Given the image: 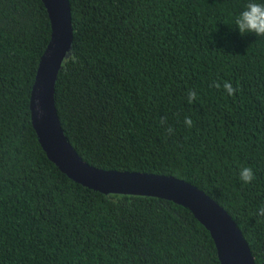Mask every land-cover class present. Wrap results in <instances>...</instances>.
<instances>
[{
	"label": "trees",
	"instance_id": "trees-1",
	"mask_svg": "<svg viewBox=\"0 0 264 264\" xmlns=\"http://www.w3.org/2000/svg\"><path fill=\"white\" fill-rule=\"evenodd\" d=\"M68 1L80 63L60 67L54 103L73 149L97 169L198 188L264 264V39L234 25L248 0ZM51 32L42 0H0V264H221L188 208L94 191L48 159L29 104Z\"/></svg>",
	"mask_w": 264,
	"mask_h": 264
},
{
	"label": "water",
	"instance_id": "water-1",
	"mask_svg": "<svg viewBox=\"0 0 264 264\" xmlns=\"http://www.w3.org/2000/svg\"><path fill=\"white\" fill-rule=\"evenodd\" d=\"M51 22L30 95L31 123L48 159L74 182L103 194L148 196L188 208L209 231L221 264H255L249 246L226 211L198 188L171 176L105 171L84 162L66 138L54 103L62 57L72 46L68 0H42Z\"/></svg>",
	"mask_w": 264,
	"mask_h": 264
},
{
	"label": "clouds",
	"instance_id": "clouds-1",
	"mask_svg": "<svg viewBox=\"0 0 264 264\" xmlns=\"http://www.w3.org/2000/svg\"><path fill=\"white\" fill-rule=\"evenodd\" d=\"M235 29L238 31L240 36H245L248 34L255 35L258 38L264 39V2L262 0H248L244 5L243 10L240 11L239 15L235 17L234 20ZM80 63V57L76 52L70 48L68 49L62 57V68L65 72H68L71 67H75ZM211 87L220 90L228 96L232 97L239 91V86L233 87L231 81H223L221 83L219 80H214ZM198 99L195 90H191L187 93V102L189 104L194 103ZM167 123V117L160 119V125L164 126ZM184 124L187 128L193 126V121L190 117L184 118ZM173 129L171 127L167 128V133L171 135ZM239 179L245 184H251L255 180V173L251 167H241L239 170ZM115 203V201H113ZM254 215L258 218L264 219V204L259 206Z\"/></svg>",
	"mask_w": 264,
	"mask_h": 264
}]
</instances>
